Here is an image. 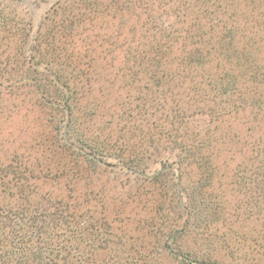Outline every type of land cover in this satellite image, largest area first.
Segmentation results:
<instances>
[{
	"label": "rangeland",
	"instance_id": "374dc122",
	"mask_svg": "<svg viewBox=\"0 0 264 264\" xmlns=\"http://www.w3.org/2000/svg\"><path fill=\"white\" fill-rule=\"evenodd\" d=\"M263 151L264 0H0V232L35 263L264 264Z\"/></svg>",
	"mask_w": 264,
	"mask_h": 264
},
{
	"label": "trees",
	"instance_id": "16d2710c",
	"mask_svg": "<svg viewBox=\"0 0 264 264\" xmlns=\"http://www.w3.org/2000/svg\"><path fill=\"white\" fill-rule=\"evenodd\" d=\"M31 58V57H30ZM54 77V74H53ZM53 80H57L59 81V79H53ZM66 88L68 87V85L63 84ZM75 97L73 96H68L67 99L65 100V103H67V109H66V113L68 115L67 118V124H68V130L70 131V129L72 131H74V128H72V125L76 126V122L77 120L73 119V115H74V107H72V103L74 101ZM81 141V142H80ZM78 144V148L81 150V147H86L87 150H89V153L91 155H94L96 157L99 158V160L102 158V152L100 151L99 148L95 147V146H86L88 145L86 140L83 142V140H79L77 139ZM185 152V151H184ZM264 152V151H263ZM264 155V154H263ZM133 158V157H132ZM209 158V155L206 156V159ZM134 159V158H133ZM208 161V160H207ZM262 160H260L261 162ZM130 163L127 167L130 169H134L138 171V162H134V160H131ZM264 164V163H263ZM248 169H246L244 171V175L242 176L244 179H247L246 174L248 173ZM160 173H158L157 175H159ZM237 174V173H236ZM236 174L233 175V178L236 177ZM155 175L154 178L157 176ZM251 176L253 178H248L249 182L251 183L252 180H259L256 183V187L259 189V191L263 190L264 187L262 188L263 185V181H261L262 179H260V176L263 177L264 176V165L262 166H255L254 169H252V174ZM17 180V179H16ZM235 182V180H233ZM262 188V189H261ZM30 205V204H29ZM27 211H33L34 208H27ZM0 210H3L2 208H0ZM1 214V213H0ZM26 218V217H25ZM37 230H34L33 226L28 227L25 230V236L28 234L29 237L33 235V233H36ZM10 233V232H8ZM39 234V232L37 233ZM6 232H4L3 230L0 232V264H17L19 262V260L24 259V263L25 264H33L34 259H29L28 257H33L35 254L37 253H41L42 252V248L41 246H37V245H32L30 244V242H33L30 239L27 240H23L22 238V234L20 235V237H17L15 235V240L13 238H11V240L9 239V235ZM3 238V239H2ZM2 240V241H1ZM24 241L26 243H24ZM27 242L29 244H27ZM42 242V241H41ZM40 242V243H41ZM44 242V241H43ZM39 242L37 241V244ZM46 243V242H45ZM37 246V247H36ZM46 246H43V248H45ZM41 248V249H40ZM169 252H172L171 249H169ZM26 253H30V256H27ZM46 260H43V262L39 263L41 260H39L38 262H34V264H68L65 260V257H59L57 255L56 260H52V258H49ZM188 262L194 263L193 260L191 259H187ZM196 264H219L216 261H207V260H202L199 261L198 260L195 261ZM75 264H78L75 263Z\"/></svg>",
	"mask_w": 264,
	"mask_h": 264
}]
</instances>
